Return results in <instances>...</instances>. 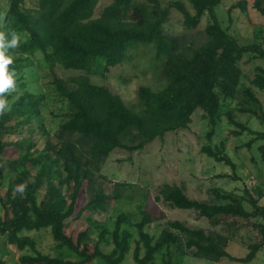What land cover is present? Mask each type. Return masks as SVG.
I'll return each mask as SVG.
<instances>
[{
  "label": "trees",
  "instance_id": "obj_1",
  "mask_svg": "<svg viewBox=\"0 0 264 264\" xmlns=\"http://www.w3.org/2000/svg\"><path fill=\"white\" fill-rule=\"evenodd\" d=\"M26 1L10 0L0 28L6 34L15 31L21 35L11 65L19 91L7 97L10 111L0 117V172L8 176L6 191L0 192L4 210L0 215V252H6L8 245L16 247L22 252L20 264H124L134 244L135 264H183L189 254L211 263L222 259L241 264L254 261L264 246V206L260 204L261 197L247 188L243 195L213 189L204 201L191 199L184 185L164 184L160 188L158 201L174 209L194 211L198 218L213 225L209 231L170 221L159 236H153L146 231L153 221L143 207L139 209L140 221L122 212L115 218L113 228L94 219V215L107 213L111 201L123 199L131 187L130 183L117 182L107 191L108 179L102 169L111 153L117 149L138 152L157 138L188 129L197 111L203 112V119L211 127L209 138L227 118L240 128L232 131L234 135L245 131L256 135L244 146L252 149L259 140L264 141V132L253 131L235 118L236 112L264 118L258 96L264 92V67L257 66L253 78H248L240 66L245 57L248 62L264 61V26L255 27L251 44L241 45L218 18L216 10L222 0H190L194 14L182 1L164 4L161 0H113L97 17L100 0H70L60 11L58 26L71 28L73 38L62 39L58 48L55 32L40 11L26 7ZM237 7L247 14L245 1L230 10ZM253 7L264 16V0H255ZM172 8L181 13L187 30L198 27L205 14L209 16L204 42L196 45L185 35L169 32ZM133 38L155 39L166 58L185 65L186 80L173 89L166 88L157 107L144 116L110 89L93 84L88 74L65 80L56 73L59 49L64 48L78 64L91 58L113 63ZM45 69L49 80L43 90L32 89L27 76L36 80L35 71ZM51 104L61 105L60 113L51 111L62 119L55 132L47 128L44 118ZM36 132L44 138L42 147L32 138ZM23 133L26 136L21 139L8 138ZM8 147L16 148L18 155L7 159ZM216 148L217 153L211 146H205L203 151L235 170L223 144ZM257 150L264 163V144ZM23 182H27V188L21 196L17 187ZM42 188L44 195L39 201ZM81 193L86 202L83 210L90 213L86 221L95 228L96 237L80 235L75 241L66 230ZM238 219L251 221L261 237L260 242L249 245L248 254L241 258L227 251L239 232ZM41 230L50 232L53 253L39 250L36 239L26 234ZM1 239L5 242L1 243ZM102 245L111 249L105 251ZM0 264H7L1 256Z\"/></svg>",
  "mask_w": 264,
  "mask_h": 264
},
{
  "label": "rangeland",
  "instance_id": "obj_2",
  "mask_svg": "<svg viewBox=\"0 0 264 264\" xmlns=\"http://www.w3.org/2000/svg\"><path fill=\"white\" fill-rule=\"evenodd\" d=\"M70 0H27L25 5L28 9L40 11L47 21L49 28L57 35L56 47L62 45V39H72L71 28H60L58 26L61 9ZM113 0H100L96 11V17L103 7ZM164 4L171 0H161ZM182 1L188 10L194 14L195 11L190 0ZM240 1H245L247 14L240 8L230 10L232 6ZM255 0H222L216 12L224 27H229L241 45L253 42V32L256 26H264V16L254 7ZM10 0H0V11H6ZM208 15L205 14L198 27L187 30L183 27V16L175 8H172L167 27L169 32L175 35H185L187 39L196 45L205 41L204 30L207 25ZM59 66L56 73L63 79L68 80L74 75L88 74L92 83L110 89L122 102L129 107L136 108L143 116L157 107L158 98L167 88L173 89L179 82L186 80L185 65L166 58L160 51L155 39L133 38L126 43L121 58L109 62L108 59H88L78 64L75 58L64 48L59 49ZM264 67V61L254 60L248 62L245 57L240 66L248 78H253L257 66ZM108 68L105 70V68ZM36 72V80L27 76L32 89L43 90L44 83L48 82L45 77V70ZM19 91V89H17ZM264 109V92L258 94ZM61 112V105L51 104L44 113L45 124L51 132H55L61 122L51 114ZM264 117V115H263ZM235 118L240 123L248 126L253 131L264 132V118L252 113H235ZM211 127L203 119V112L197 111L192 116V123L188 129L168 133L163 139L157 138L143 150L129 153L117 149L111 153L103 166L102 174L107 177V191H111L117 182L130 183L126 196L120 201H111L109 211L95 214L94 219L105 221L110 228H113L115 218L122 212L132 215V220H141L140 207L148 212L153 221L147 226L146 231L153 236H159L162 229L170 221H181L189 227L203 228L206 231L214 229L213 225L205 218H198L194 211L180 210L169 207L156 197L164 184L186 187L187 195L194 200L204 201L210 197V191L222 188L227 191H235L243 195L247 188L250 193L259 196L260 204L264 206V163L257 150L264 141H258L252 149L244 146L256 135L245 131L236 136L232 131H239L240 128L231 124L227 118L214 128V134L208 137ZM28 135V134H27ZM26 134H17L8 137L11 141L21 139ZM32 138L38 142V147L44 144V138L36 132ZM223 144L225 154L236 165L233 170L226 162L216 161L209 157L204 151L205 146H211L217 153V146ZM18 155V150L8 147L5 150V157L11 159ZM0 172V192L6 191L8 176ZM234 177H238L235 179ZM44 195V188L38 192V200L41 201ZM84 193H81L76 207L74 218L69 220L67 234L75 241L82 235L94 239L96 230L91 227L86 217L90 214L83 210L86 204ZM247 209H250L246 205ZM0 215L4 210L0 206ZM240 226L235 238L229 242L227 251L235 257H245L249 252V245L260 242L261 237L252 226L251 221L245 219L236 220ZM219 229V228H217ZM32 235L37 242V247L44 253H53L54 240L47 230L26 233ZM5 242L1 239V243ZM105 251L111 246L102 245ZM6 252H0V256L7 264H20L19 257L22 254L16 247L8 245ZM134 249V244H133ZM133 249L124 264H135L133 260ZM183 264H241L222 259L219 262L211 263L186 255ZM159 262V261H158ZM92 264H99L94 261ZM159 264V263H157ZM249 264H264V246L258 252L254 261Z\"/></svg>",
  "mask_w": 264,
  "mask_h": 264
},
{
  "label": "clouds",
  "instance_id": "obj_3",
  "mask_svg": "<svg viewBox=\"0 0 264 264\" xmlns=\"http://www.w3.org/2000/svg\"><path fill=\"white\" fill-rule=\"evenodd\" d=\"M6 13L0 12V28L3 27ZM10 36V39H8ZM21 35L15 31L5 33L0 31V117L10 111L8 96L17 91L16 72L11 65L14 63L13 52L19 47ZM27 188V182L21 183L17 191L22 196Z\"/></svg>",
  "mask_w": 264,
  "mask_h": 264
}]
</instances>
